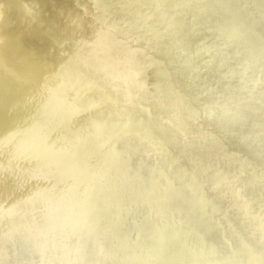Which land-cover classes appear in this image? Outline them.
<instances>
[{"label":"bare ground","instance_id":"6f19581e","mask_svg":"<svg viewBox=\"0 0 264 264\" xmlns=\"http://www.w3.org/2000/svg\"><path fill=\"white\" fill-rule=\"evenodd\" d=\"M3 264H264V0H0Z\"/></svg>","mask_w":264,"mask_h":264},{"label":"water","instance_id":"95a60500","mask_svg":"<svg viewBox=\"0 0 264 264\" xmlns=\"http://www.w3.org/2000/svg\"><path fill=\"white\" fill-rule=\"evenodd\" d=\"M0 264H3V261L0 260Z\"/></svg>","mask_w":264,"mask_h":264}]
</instances>
